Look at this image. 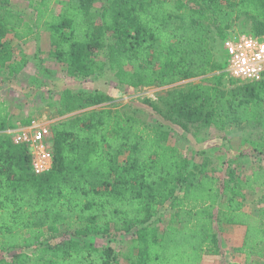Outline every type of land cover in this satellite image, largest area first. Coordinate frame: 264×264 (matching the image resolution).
<instances>
[{
    "label": "trees",
    "instance_id": "obj_1",
    "mask_svg": "<svg viewBox=\"0 0 264 264\" xmlns=\"http://www.w3.org/2000/svg\"><path fill=\"white\" fill-rule=\"evenodd\" d=\"M54 1L28 0L35 11L31 24L11 0H0V68L9 77L24 69L27 58L17 57L3 38L28 39L39 26L48 32L47 55L65 64L69 76L109 71L118 86L132 88L220 70L223 54L217 62L212 43H222L237 20L248 23L252 34H264V0H103L99 6L96 0H67L53 11ZM215 83L174 86L158 98L161 105L145 102L194 135L210 126L224 131L264 121V78L224 90ZM110 100L104 93L64 88L54 105L64 116ZM9 126V109L0 100V254L13 251L0 256V264H202L204 254L218 250L217 234L225 225L245 227L235 248L245 260L231 264H257L264 257V207L258 216L242 210L245 190L263 179L259 170L241 181L232 168L221 178L209 173L207 162L190 167L188 157L168 143L167 130L102 107L50 125L53 166L36 175L26 146L3 133ZM166 204L171 215L154 219ZM69 231L74 235L46 242ZM116 233H132L118 252L78 239Z\"/></svg>",
    "mask_w": 264,
    "mask_h": 264
},
{
    "label": "rangeland",
    "instance_id": "obj_2",
    "mask_svg": "<svg viewBox=\"0 0 264 264\" xmlns=\"http://www.w3.org/2000/svg\"><path fill=\"white\" fill-rule=\"evenodd\" d=\"M67 0H55L53 11H58L62 4ZM103 0H96L95 4L100 5ZM187 2V0H182ZM12 8L20 12L23 18L34 24L35 11L28 6V0H11ZM243 30L251 33L249 24L241 20H237L227 32H235ZM4 41H11L14 47V52L17 57L24 54L27 58L25 68L14 77L7 75L6 68H0V100L4 101L10 112V121L12 124L22 122L26 119H37L52 125L68 116L76 115L83 112H89L102 107H117L141 119L145 125L154 126L168 131V143L177 146L180 152L189 158L190 167L200 164L202 161L200 152L206 153V161L210 168L214 170V175L223 178L227 173V168H232L236 172L238 179L246 180L252 175L254 170H259L263 175V179L258 182L263 183L264 190V121L258 126L252 123H244L240 126L232 125L224 131H219L213 126L205 129V133L193 134V129L184 131L177 123L166 120L164 117L155 112L152 107L145 102L150 99L153 102L161 105L158 98L165 96L168 89L174 86H186L192 83H215L214 86L219 89H227L230 85L222 79L213 77V74H218V71L210 72L204 76L183 80L181 82L166 85V86H149V87H125L116 84L114 76L105 71L97 77H71L66 72V65L58 62L56 59L47 55L50 49L48 32L39 26L34 37L16 40L12 35H7L3 38ZM213 51L216 54L217 62L226 58V53L222 49L221 41L216 39L212 43ZM104 56L103 51L100 54ZM224 61V60H223ZM226 65L225 61L223 62ZM64 88L72 90H81L92 93H104L109 95L112 100L101 103L99 105L86 106L81 110L68 113L64 116H59L56 112L55 103L57 93ZM204 137H206L204 139ZM221 158L220 160H218ZM124 156L120 157L122 160ZM223 162V163H221ZM240 163V166L237 164ZM237 166H236V165ZM221 165V166H220ZM254 183L258 187L261 183ZM260 186V185H259ZM245 205L247 208H254V203L257 205L260 199V191L258 188L247 189L245 191ZM244 201V200H243ZM264 207V197L263 204ZM169 213L168 205L161 207L154 219H167ZM159 225L162 223L159 221ZM221 232V231H220ZM74 235L73 231H69L62 237L57 239L47 238V243H56L63 238ZM236 235V234H233ZM132 237V233H116L110 236L88 235L78 238L80 241L93 242L99 247H112L116 252L122 250L126 242ZM230 236L225 238V247L228 251V256L216 257V259L208 261L206 264H231L243 263L245 260L244 254L235 251L230 244ZM31 249L26 250L30 252ZM13 252V251H12ZM12 252L5 256L10 257ZM257 264H263L264 257L258 258ZM128 262L119 259L117 264H127Z\"/></svg>",
    "mask_w": 264,
    "mask_h": 264
},
{
    "label": "built area",
    "instance_id": "obj_3",
    "mask_svg": "<svg viewBox=\"0 0 264 264\" xmlns=\"http://www.w3.org/2000/svg\"><path fill=\"white\" fill-rule=\"evenodd\" d=\"M221 45L226 53V65L218 74L228 85L264 78V34L231 32L225 36ZM3 133L13 144L26 146L34 174H45L52 168L50 124L32 118L28 123L18 122L7 127Z\"/></svg>",
    "mask_w": 264,
    "mask_h": 264
},
{
    "label": "crops",
    "instance_id": "obj_4",
    "mask_svg": "<svg viewBox=\"0 0 264 264\" xmlns=\"http://www.w3.org/2000/svg\"><path fill=\"white\" fill-rule=\"evenodd\" d=\"M205 154L206 153H203V152L199 153V156L202 157V159L200 160V161H202L201 163L207 162L206 161L207 156ZM220 159L221 158H219V156H218V160H220ZM221 163H223V162H221ZM237 165L240 166V163H238ZM208 169H209V173L214 175V173H213L214 170L212 168H210L209 164H208ZM260 180H262V179H260ZM258 183H261V182H258ZM259 185H258V187H257V185L256 186L253 185L252 188H247V189H252L253 190L254 188H256V189L258 188V190L260 191V199H258L257 205L259 204L260 206L257 207L256 206V202H255L254 203V208H250V207L247 208V206L245 205V199H244L243 204H242V210L248 212L252 216H258L259 210L262 208L261 205L263 204V191H262L263 183H261ZM247 189L245 191H247ZM246 195L247 194H245V196ZM166 205H168V204H166ZM168 208H169V205H168ZM170 215H171V210L169 208L168 216H170ZM244 231H245V227L241 226V225H225L223 230L221 232H218V234H217V237H218V250L215 251V252L204 254L203 257H202V264H206V263H208V261L216 259V257H219V258L222 257V253H224L223 258L228 256V251L226 250V247H225V245H226L225 238L228 237V236H230L229 239H230V244H232V248L233 247H235V248L240 247L241 244H242ZM233 234H236V235H233Z\"/></svg>",
    "mask_w": 264,
    "mask_h": 264
}]
</instances>
